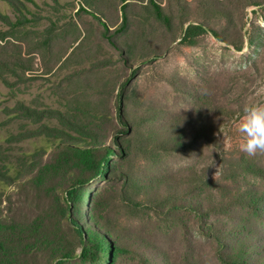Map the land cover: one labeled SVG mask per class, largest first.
Returning a JSON list of instances; mask_svg holds the SVG:
<instances>
[{"label":"rangeland","instance_id":"rangeland-1","mask_svg":"<svg viewBox=\"0 0 264 264\" xmlns=\"http://www.w3.org/2000/svg\"><path fill=\"white\" fill-rule=\"evenodd\" d=\"M125 2L18 0L20 13L0 0L1 208L54 215L63 192L7 176L23 180L60 144L96 146L113 153L70 201L84 227L92 212L134 252L179 263L189 236L170 200L196 198L207 224L264 239V152L242 153L236 131L242 107L264 103V0H155L162 20L127 0L116 33ZM190 241L186 261L205 245Z\"/></svg>","mask_w":264,"mask_h":264},{"label":"trees","instance_id":"trees-1","mask_svg":"<svg viewBox=\"0 0 264 264\" xmlns=\"http://www.w3.org/2000/svg\"><path fill=\"white\" fill-rule=\"evenodd\" d=\"M3 1L8 2L20 13L23 11L16 3L18 0ZM121 1H126V4L121 7L123 20L115 30L116 33L125 29L128 21L125 15L128 2ZM148 3L157 18L162 20L164 14L160 5L155 0H148ZM0 20L8 21V18L0 12ZM193 27L195 28H190ZM23 109L30 112L26 107ZM36 133L38 132H29L27 135ZM198 138L199 134H196L192 141H197ZM57 147L51 161L35 165L23 180L14 182L12 177L7 176L9 182L19 187L31 186L39 191H52L53 194L61 191L63 195L61 199L53 200L57 205V217L56 212L52 215L51 209L42 214L27 215L21 211L22 208L16 210L0 206V264H70L73 258L77 259V264H130L133 261L136 264H162L145 256L144 250L142 252L137 249L134 252L130 245L115 237L92 212L89 214L91 225L88 227H84L71 212L70 201L79 198L76 187L83 183L82 181L104 176L103 171L110 169L108 157L113 151L102 150V147L96 146L69 144H60ZM176 196L178 192L173 197ZM91 203L92 200L88 197L90 206ZM170 203L177 205L185 213V219H179L177 227L182 233L187 232L189 244L184 247L186 250L190 247L189 254H183L184 260L175 264H264V239L255 241L256 238L251 236L252 231L245 224H238L236 228H222L217 223L207 224L204 222V216L208 207L204 208L196 198H173ZM210 203L208 202V205ZM62 221L77 234L80 247L78 253H74L77 243L69 241L64 234ZM242 222L243 220H240V223ZM201 239L205 240L202 251L199 252L196 247L193 257L186 261L192 250L190 240L198 244ZM119 241L123 244L120 245Z\"/></svg>","mask_w":264,"mask_h":264},{"label":"clouds","instance_id":"clouds-1","mask_svg":"<svg viewBox=\"0 0 264 264\" xmlns=\"http://www.w3.org/2000/svg\"><path fill=\"white\" fill-rule=\"evenodd\" d=\"M236 131L240 135L238 147L242 153L253 156L264 152V103L244 105Z\"/></svg>","mask_w":264,"mask_h":264}]
</instances>
